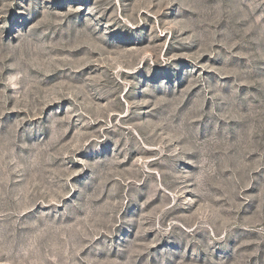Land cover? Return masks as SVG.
<instances>
[{"label": "rangeland", "instance_id": "1", "mask_svg": "<svg viewBox=\"0 0 264 264\" xmlns=\"http://www.w3.org/2000/svg\"><path fill=\"white\" fill-rule=\"evenodd\" d=\"M0 264H264V0H0Z\"/></svg>", "mask_w": 264, "mask_h": 264}]
</instances>
